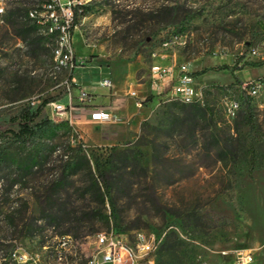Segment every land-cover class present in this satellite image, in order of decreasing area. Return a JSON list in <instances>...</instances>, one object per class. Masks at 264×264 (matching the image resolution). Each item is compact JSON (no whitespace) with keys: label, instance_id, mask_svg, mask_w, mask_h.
Here are the masks:
<instances>
[{"label":"rangeland","instance_id":"rangeland-1","mask_svg":"<svg viewBox=\"0 0 264 264\" xmlns=\"http://www.w3.org/2000/svg\"><path fill=\"white\" fill-rule=\"evenodd\" d=\"M46 1L0 0L5 20L0 21V148L7 145L14 154L30 151L32 143L23 145L13 139L11 130L18 128L14 117L33 97L40 100L35 106L46 98L61 97L66 89L61 82L73 83L71 77L93 78L94 68L80 66L104 64L114 70L138 63L132 69L147 85L154 64H188L194 73L207 68L195 74L204 93V110L193 124H186L181 122L184 108L175 102L182 101L158 98L150 108V125L119 144L128 159L107 160L110 150L103 149L108 167L115 165L120 174L112 192L115 214L107 203L108 224L95 195L84 191V173L74 176L75 183L69 181L68 190L57 199L75 207L78 220L64 223L59 218L52 225L48 215L41 216L36 196L60 173L64 153H73L70 143L76 140L63 129L41 135L36 142L44 149L45 164L36 173L13 184L17 178L13 166L6 165L0 172V183L5 184L0 191V243L16 241L17 253L23 257L19 264H58L47 251L55 252L57 235L69 229L73 239L58 260L84 264L95 251L97 233L115 228L134 239L144 229L163 239L156 264H236L241 250L253 255L250 264H264V90L247 98L238 87L241 79L264 80V0H88L91 12L73 30L72 39L47 35L52 32L42 19L38 23L45 25L40 28L44 42L34 46L9 28L6 12L23 2L39 11ZM168 12L171 18L166 17ZM72 48L77 65L68 69L60 64V51ZM251 48H258L260 56H252ZM53 66L59 69L52 70ZM222 85L241 96L243 109L251 104L255 130L250 129L243 109L237 117H227ZM90 96L96 94L90 92ZM51 112L47 104L38 120L54 116L51 119L71 123ZM94 131H100L99 127ZM86 143L89 149L97 146ZM25 204L29 217H43V227L36 234L19 237L9 216ZM164 233L173 235L174 247L169 243L162 248ZM131 263L128 258L121 264Z\"/></svg>","mask_w":264,"mask_h":264},{"label":"trees","instance_id":"trees-1","mask_svg":"<svg viewBox=\"0 0 264 264\" xmlns=\"http://www.w3.org/2000/svg\"><path fill=\"white\" fill-rule=\"evenodd\" d=\"M23 3L21 5H14V7L6 12L7 24L10 26L9 28H11L14 34H16L20 39L24 41L30 40V44L34 46L42 45L44 39H42L43 35L40 34V28H45V25L38 23L40 20L39 11L36 9L31 10ZM72 10L73 20L71 23V30L73 32V30L81 23L83 18L90 14L91 6L90 3H77L73 5ZM2 15L3 13H0V21H5L1 18ZM167 16L171 18L172 14L168 12V14H166V17ZM43 20H45V23L49 29L51 26L50 19ZM9 28L7 29V32L10 31ZM60 33V29H55L52 33L47 35L51 37H57L60 35ZM224 67L228 68L229 66H221V68ZM207 70L208 69L205 68L200 72H193V74L195 75L203 73ZM61 93L63 94L61 97H63L64 94H66V89ZM61 97L55 96L46 98L38 106L29 103L20 109L19 115L14 117L13 120V123L16 124L18 128L11 130L12 136L16 142L23 143V145L32 143V148L27 153L24 151L25 153L22 152L14 154L11 153V147L7 145L1 147L0 172L5 168L6 165L9 167L13 166L17 176V178L13 181V184H19L22 182L23 178H27L36 173L38 169L45 164L42 156V151L44 149L39 147V145L37 146V138L44 134L57 133L63 129L66 132L67 137L70 138L72 136L76 138L74 142H72L71 139L70 143L72 145L73 153H64L60 167V173L49 181L44 192H41L40 195L36 196L39 203V209L42 212L41 216L48 215L52 225L54 222H57L59 218H62L64 223H73L74 221H77V209L68 204V202L58 203L57 199L60 197L59 194L61 192L68 190L70 186L69 181L75 183L73 179L74 176L84 173L87 177L84 180V182L87 184L84 191L85 193L92 192L95 195V198H97V203L101 209L100 213L103 216V220L108 224L110 223L111 215L107 214L106 212L107 203L111 206L112 213L115 214V201L112 192L115 183L120 180V174L118 173L119 170H116L114 167L115 165L112 164V167H108L107 162L104 160L106 153L103 149L110 150L106 158L107 160L110 158L116 160H125L124 158L128 159V152L125 149H121L119 144L112 146H95L94 148L89 149V146L86 144V142L81 139V137H79L75 127L67 120L56 121L50 117H45L39 121L38 118L41 116L46 105L50 101L57 100ZM153 99L154 95L150 94L144 99V103L153 101ZM175 102L180 103L184 108L185 114L181 122L186 124H193V122L197 119L198 113L204 110L203 104L200 102ZM243 110L246 112V122L250 126V129L255 130L256 126L253 107L251 104H248L246 109ZM149 125V121L144 120L142 122L141 129L143 130ZM249 153L251 160V170H253L256 164V150L253 143L249 147ZM12 159L13 161H11ZM113 162L111 161V163ZM4 187L5 184L3 182L0 183V191H2ZM47 210H50L51 214H47ZM28 211L29 207L27 204H25L22 210L12 211L9 216L11 228L13 229L15 235L19 237L36 234L43 227L41 223L43 217H29ZM1 212L2 210L0 206V213ZM67 235H70L73 238V235H71L69 229L62 231L57 236L63 237ZM14 242L12 239L7 243H0V249L3 250V255H1L0 258V264H16V262L13 261V255L15 253L18 254L17 249L19 245ZM169 243L173 247L177 244L171 233L165 235V241L162 245V248H167ZM43 246H45V244H43ZM59 250H62L63 252L65 250L64 247L61 246V241L57 242L55 252L47 251L49 254L51 253L52 255H55V259L57 260L58 264H60L57 256Z\"/></svg>","mask_w":264,"mask_h":264},{"label":"built area","instance_id":"built-area-1","mask_svg":"<svg viewBox=\"0 0 264 264\" xmlns=\"http://www.w3.org/2000/svg\"><path fill=\"white\" fill-rule=\"evenodd\" d=\"M88 0H66L61 2L60 0H49L42 5V9L39 10V19H50L52 27H60L61 31H70L71 39L73 38V32L71 30V23L73 20V5L85 4ZM4 10L3 6H0V13ZM59 49H60V39ZM169 44V41L164 43ZM250 53L254 57L260 56L258 48H251ZM60 61H67V68L74 69L77 65L75 59L74 50L72 48L71 53H63L61 51ZM59 66H53L52 70H58ZM151 76L153 80V86L159 91L160 98L164 101H171V94H185V101L182 103H204V93L202 87L198 84L196 76L193 74V70L188 64L182 65H161L154 64L151 67ZM66 86V94L68 100H52L48 103L51 106V115H68L69 120L75 121L77 114V104L74 102V98H77V102L80 105H90L92 97L88 89L79 87L75 90L76 85L70 83L69 79L61 82ZM102 86L113 88V80L110 77H103L100 81ZM240 93L244 94L247 98H254V91L264 90V80H254V78L241 79V84L238 86ZM223 94L222 105L225 114L228 118H235L239 112L243 109V100L240 95H237L235 90L228 85H222L219 89ZM77 94V95H76ZM129 95L136 97V106L143 107L144 99L138 98V92L132 90ZM40 101L38 97H33L31 104L36 105ZM92 120L100 122L103 120H109L113 118L112 113L105 108H97L91 112ZM87 144V143H86ZM88 145V144H87ZM89 146V145H88ZM166 233H164V236ZM73 239L70 235L58 237V241H61V246L64 247L58 251V258L62 259L63 254L66 253L67 245L70 240ZM162 237L156 233L149 232L141 229V240H139V252L137 256L129 255L130 242L127 235H122L115 228L107 231H101L95 235V251L88 263L84 264H121L131 260V264H139V261L146 260L144 264H156L155 254L160 248ZM13 261H23V257L18 254L13 255ZM253 261V255L248 251H239L236 255V264H250Z\"/></svg>","mask_w":264,"mask_h":264},{"label":"crops","instance_id":"crops-1","mask_svg":"<svg viewBox=\"0 0 264 264\" xmlns=\"http://www.w3.org/2000/svg\"><path fill=\"white\" fill-rule=\"evenodd\" d=\"M132 66L136 68L139 65L138 63L134 65L124 64L114 70L104 64L77 67H88L96 70L93 78L79 79L76 76L72 78V82L76 85V91L79 87H84L90 90L89 92L96 94L88 106L78 104L77 98H74V102L78 105L77 119L75 125L73 120L70 121L86 142L97 146L120 144L132 133L138 132L141 129L142 122L148 120L151 106L155 104L156 99L160 98L159 90L153 86V80L148 85L142 82L137 77V70H133ZM107 76L113 80V88H110L109 93L106 91L108 87L100 84L101 79ZM132 90L138 92L139 99H145L150 94L154 95V99L145 103L143 107H137V98L129 95ZM62 98L67 101L68 95L64 94ZM62 98L59 100H62ZM97 108L108 109L113 118L100 122L92 120L91 112ZM95 127H99L100 131H94Z\"/></svg>","mask_w":264,"mask_h":264},{"label":"bare ground","instance_id":"bare-ground-1","mask_svg":"<svg viewBox=\"0 0 264 264\" xmlns=\"http://www.w3.org/2000/svg\"><path fill=\"white\" fill-rule=\"evenodd\" d=\"M49 29L51 32H53L55 29H60V32H61L60 36L65 41H68V39L71 38V34H70L71 32L70 31H61L60 27H52V22H51V26L49 27ZM67 53H71V51L67 52ZM60 58H61V51H60ZM60 64L61 65H67V61H60ZM257 93H259V91H254V94H257ZM171 98L184 102L185 101V94H171ZM53 117H51V118H53ZM58 118L59 119L60 118L61 119L62 118H68V115H58ZM127 236L129 237V242H130L129 255L130 256H137V253L139 252V240H141V232L137 233V235L134 237V239H132L129 235H127Z\"/></svg>","mask_w":264,"mask_h":264}]
</instances>
